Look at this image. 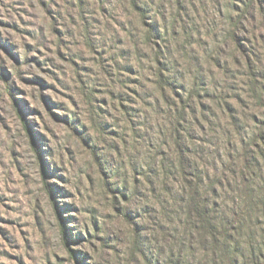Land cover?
<instances>
[{
  "label": "rangeland",
  "instance_id": "1",
  "mask_svg": "<svg viewBox=\"0 0 264 264\" xmlns=\"http://www.w3.org/2000/svg\"><path fill=\"white\" fill-rule=\"evenodd\" d=\"M179 1L138 0L143 19L130 0H0V264H77L75 252L83 264H146L131 256L124 207L150 241L179 244L177 125L218 204L246 212L264 196V158L244 166L264 127V0L244 52L228 37L242 0ZM160 66L177 92L158 85ZM61 220L81 233L73 256Z\"/></svg>",
  "mask_w": 264,
  "mask_h": 264
},
{
  "label": "trees",
  "instance_id": "2",
  "mask_svg": "<svg viewBox=\"0 0 264 264\" xmlns=\"http://www.w3.org/2000/svg\"><path fill=\"white\" fill-rule=\"evenodd\" d=\"M130 1L133 7L138 10L139 15L145 19L147 9L144 6L146 5L138 4V0ZM256 1L247 0L244 2L242 0V11L231 23L228 31V37L236 42L237 48H241L243 52L246 50L243 41L247 40L243 32H245L251 18L254 16ZM177 3L179 4L180 1L177 0ZM154 26V23L149 24V37H154ZM157 48V53L160 55L161 47L159 44ZM243 55L249 62V56ZM156 60L160 62L159 59ZM160 64L162 66L161 62ZM161 66L156 73L158 85L161 88L169 86L171 90L177 92V89L180 88L179 81L175 77L165 74ZM195 94L199 96L198 91H195ZM191 96L192 94H189L186 101L191 100ZM16 106L18 114L25 122L24 125L30 138L37 146L34 133L23 117L22 108L18 103ZM185 110L186 108L183 107L178 112L181 120H184ZM180 139L179 125H177L174 128L173 142L176 151L175 163L178 169L177 172L182 182L179 201L180 205L183 203L182 206L185 213V221L184 219L182 220L185 228L181 235L184 238H181L179 244L172 242L168 246L164 242L160 243L157 239L150 241L151 235L145 233L144 226L132 219L128 209L124 207L120 210L124 214L125 219L129 220L133 225L131 256L134 257V260L140 256L146 264H264V196L260 197L259 202H253L252 197L249 198L251 199V205L246 209V212H244L245 209L241 208L243 205H240V203L236 204L238 207L230 208L227 205L223 207L218 204L215 200L218 187L213 182L207 184L205 173L195 168L191 157L187 154L189 151L188 146L183 145L184 143ZM252 142L254 145L250 151L251 156L246 157L245 167L249 164V161L250 164L251 161L259 164L264 158V149L260 145L264 142V127L258 125L256 132L253 134ZM44 152L42 150L38 153L40 158H43ZM43 159V162L47 163L45 158ZM151 164L149 165L151 166ZM47 165L44 164L43 166L44 174H48ZM241 175L242 180H247L248 176L244 171L241 172ZM149 183L150 187L154 189L155 181L149 179ZM124 190L123 187V189H117L116 192L128 201L129 196L125 197L126 192ZM52 191L51 189V193ZM135 191L136 189L133 190L131 195ZM53 203L57 210L60 209L57 207V202L54 198ZM64 224V220H61V238L73 256L74 251L70 248L69 242L70 240H79L81 233H77V237L72 238ZM184 240H186L187 246L181 244ZM194 243L199 245V254H201V251L203 252V256L200 259L196 256V249H193ZM75 253L74 257L77 260V264H83L82 258L77 255L79 252ZM207 253H210V257L206 256Z\"/></svg>",
  "mask_w": 264,
  "mask_h": 264
}]
</instances>
